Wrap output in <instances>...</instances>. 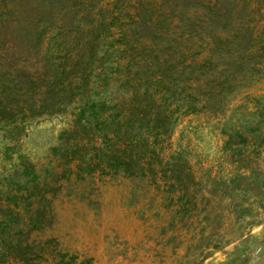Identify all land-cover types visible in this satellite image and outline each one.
<instances>
[{
  "label": "trees",
  "instance_id": "obj_1",
  "mask_svg": "<svg viewBox=\"0 0 264 264\" xmlns=\"http://www.w3.org/2000/svg\"><path fill=\"white\" fill-rule=\"evenodd\" d=\"M263 73L264 0H0V122L71 114L48 148L65 169L37 171L18 153L20 166L0 177V264L89 263L44 232L67 169L119 172L177 231L201 211V231L210 200L185 149L171 147L173 125L180 114H221ZM251 100L252 117L222 129L221 149L241 168L225 188H247L241 179L257 171L264 101Z\"/></svg>",
  "mask_w": 264,
  "mask_h": 264
},
{
  "label": "rangeland",
  "instance_id": "obj_2",
  "mask_svg": "<svg viewBox=\"0 0 264 264\" xmlns=\"http://www.w3.org/2000/svg\"><path fill=\"white\" fill-rule=\"evenodd\" d=\"M252 97L264 101V73L231 93L221 114H180L173 125L171 147L185 149L210 200L209 224L201 231H197L201 211L191 216L192 225L196 224L190 232L177 231L165 210L149 202L146 193L139 200L138 186L119 172L79 171L75 177L67 169L52 198L53 217L44 232L69 252L89 257L87 264H264V145L251 153L257 171L241 179L247 188L233 187L235 181L226 188L220 184L241 171L239 163L221 149L222 129L252 117ZM69 111L70 106L18 124L0 122V177L20 166L18 153L37 171L42 172L44 165L52 171L65 169L48 148L70 125ZM153 199L157 201V196Z\"/></svg>",
  "mask_w": 264,
  "mask_h": 264
}]
</instances>
